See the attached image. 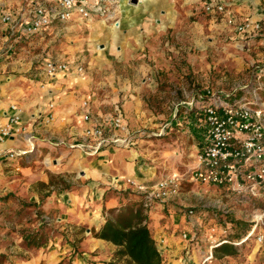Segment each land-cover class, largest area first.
<instances>
[{"label":"crops","instance_id":"1","mask_svg":"<svg viewBox=\"0 0 264 264\" xmlns=\"http://www.w3.org/2000/svg\"><path fill=\"white\" fill-rule=\"evenodd\" d=\"M122 1L124 5L121 14L116 15L120 18V25L115 24L113 27L107 23H99L96 20L98 16L85 21L76 16L69 26V30L73 32L72 37H66V34L62 35L60 31L55 33L56 38L62 37L67 43L62 41L61 45L64 47L62 54L51 55V52H47L44 64L48 59H53L66 61L71 66L68 71L58 74L55 78H49L45 73H28V68L18 69L11 59L17 47H20V50L26 48L28 36L23 34L21 26L14 29L9 25L0 24V128L8 124L9 117L13 114L11 110L13 104H17L22 118L21 133L10 139L4 147L11 150H27L34 144L37 147L26 157L15 160L0 158V190L8 187V191H11L7 185L17 180L21 182L22 177L16 178H19L18 175L21 173L27 175L34 160L35 163H45V168L49 167L47 161L53 160L54 167H58L55 168L57 172L85 175L84 178L75 175L69 190L53 192L42 207L48 213L55 212L62 223L54 241L45 243L47 248L52 247L50 255L47 256L50 264H63L66 261L70 264H107L113 258L117 247L95 238L94 232L101 230L110 210L120 208L122 205V197L119 193L115 194L112 189H117L121 193L127 191V186L120 184L117 186L115 181L117 178L119 180L132 178L140 183H156L152 177V168L146 162L150 157L147 142L138 150L112 147L96 157L88 156L79 146H70L76 141H82L85 129L82 103L87 101L93 117L106 122L112 119L115 112L113 115L103 113L101 111L104 108L103 104L107 102L110 93H113L112 98H115L123 92L125 98L123 113L138 143L146 135L145 132L133 128L138 126L139 122L142 123L145 115L146 104L142 91L145 88L146 77L148 82V77L156 76L158 71L156 66L162 62L167 63V59L156 50L158 41L170 30L177 32L181 25L189 21L194 11L203 9L204 6L203 0H137L136 3L135 0ZM223 2L227 15L240 22L246 20L261 22L263 24L261 35L264 34V0ZM30 5L29 0H0V17L5 13L31 7ZM208 17L213 26L219 23L226 33H233L230 35L242 39L234 28L227 26L226 22L219 18L221 16ZM52 42L50 40L49 44L44 45H50ZM21 44H24V47L21 48ZM29 45L30 48L33 46L31 43ZM87 55L91 62H99L98 68L85 67L84 72L79 73L76 66L80 61L86 62ZM103 59L124 62L128 70H123V73L128 77L141 76L143 87L135 90L128 81L124 88L112 92L111 87L114 85L112 78L118 72L114 69L113 74L104 76L105 66L103 64L101 66L100 62ZM136 60H140L141 64L132 67L130 62ZM88 63L90 64L89 60ZM27 64L24 63L26 67ZM91 69L100 77L99 86H95L93 82ZM198 98L199 96L193 97L190 103H197ZM113 100L110 97L108 103L113 105L115 103ZM51 104L53 108H50ZM49 113H52L53 120H49ZM194 121L202 126L201 122L196 119ZM59 140L66 142L58 144ZM40 157H43V160ZM7 165L12 168L6 170ZM35 179L36 182H49L46 174ZM127 202L126 200L125 203ZM10 203H12L10 200L3 198L2 205ZM149 210V228L164 258V264H201L208 253L206 242L200 241L190 259L185 257V243L181 239V234L185 231L192 232L185 210L176 206L170 207L169 202L155 203ZM201 239L205 241L202 236ZM81 249L97 256L86 254L83 256L87 259H83L78 253ZM225 258L231 257L225 256L222 259ZM206 264L217 263L212 260Z\"/></svg>","mask_w":264,"mask_h":264},{"label":"rangeland","instance_id":"2","mask_svg":"<svg viewBox=\"0 0 264 264\" xmlns=\"http://www.w3.org/2000/svg\"><path fill=\"white\" fill-rule=\"evenodd\" d=\"M123 5L124 2L121 1L118 15L121 14ZM96 20L113 27L116 20H119L120 25L118 16H115V19L96 17ZM72 22L56 21L45 34L28 36L26 48L20 50V47H17L11 61L18 69L28 68V73L44 74L46 53L62 54L64 47L61 44L62 41L66 42L60 36L61 39L56 38L55 33L60 31L62 35L72 37L73 32L69 30ZM0 24L6 26L1 21ZM222 28L223 26H219V23L213 26L207 13L200 8L190 15L189 21L181 25L177 32L170 30L159 39L156 50L167 59V63L162 62L156 66V71L158 70L159 73L156 72L154 77H148V82L146 77L145 88L142 91L146 104L145 115L142 123L139 122L136 127L132 126L134 130L139 129L146 135L139 140L134 149L138 150L147 142L150 157L146 162L152 168L151 173L155 182L163 177L175 175L183 179L181 192L169 202V206H176L178 209L185 210V213L190 207L196 210L191 226L192 232L198 234L201 243L206 242L208 248L211 241L216 240L221 243L227 241L225 243L237 248L236 255L225 259L217 258L216 261L213 259L214 263L264 264V242H258L263 234L264 223L259 225L254 236L244 242L256 225L257 217L264 213V188L255 197L192 181L206 136L204 124L202 123L203 127L196 124L192 115L195 110L188 105L192 98L200 96L202 91L205 94L206 88L217 95H241L236 99L249 96V91H256L264 103V77L260 84L256 82L258 67L264 65V34L253 39L245 37L241 39L230 35L233 33H226ZM50 40L53 41L50 45H44ZM30 43L33 44L31 48ZM23 45L21 44V48L24 47ZM85 57L87 63L80 61L76 66V69L83 68V71L79 73H83L85 67L98 68L99 62H91L88 55ZM100 62L101 66L102 64L105 66L104 76L113 74L114 69L118 72L112 78V81L114 79L112 92L124 88L128 81L135 90L143 87L141 76L128 77L126 73H123V70H128L124 62L111 59H103ZM24 63H28V66L26 67ZM139 64H141L140 60L130 62L132 67ZM161 67L163 69H160ZM91 71L95 86H99L98 73L93 69ZM258 85L263 86V89H260ZM122 93L115 98H112L114 94L110 93L101 111L113 115L117 106L123 111L125 98ZM110 97L115 101L113 105L108 103ZM51 114L49 113V118ZM36 149L37 147L34 151ZM42 158L40 157L41 160ZM35 161L32 162V169L27 175L23 173L18 175L19 178L16 179L22 177L21 182L17 180L7 185L12 189L11 191H8V187L1 188L3 198L12 203L3 204L0 207V264H50L47 256L50 255L52 247L47 248L45 243L54 241L62 223L55 212L48 213L42 207L53 192L69 190L75 175L85 177L80 173L57 172L55 168L58 167H54L53 160L47 161L48 168L44 167L45 163L39 164ZM6 167V170L12 168L10 165ZM45 174L49 179L48 183L35 181L37 176L41 177ZM112 190L114 193H120L117 189ZM121 193L132 199L139 196L130 190L121 191ZM240 221L249 224L250 229L237 239L234 238L238 232L236 223ZM213 228L216 229L215 232L212 231ZM201 236L205 241H202ZM117 250L107 264H124V260L116 258ZM104 252L107 253L106 250ZM78 253L83 259H87L83 256L86 254L97 256L83 249ZM63 264L70 263L66 261Z\"/></svg>","mask_w":264,"mask_h":264},{"label":"built area","instance_id":"3","mask_svg":"<svg viewBox=\"0 0 264 264\" xmlns=\"http://www.w3.org/2000/svg\"><path fill=\"white\" fill-rule=\"evenodd\" d=\"M122 0H29L31 7L18 12L2 14L0 21L15 29L21 26L25 36L45 34L54 22L67 23L79 17L81 20H91L94 16L115 19L121 8ZM49 2V3H48ZM203 9L208 15L221 16L229 27L243 38L253 39L263 32V24L253 21H238L227 15L223 0H203ZM119 25V20L116 23ZM70 64L62 60L48 59L44 64L45 75L55 78L58 74L70 69ZM256 82L264 77V65L258 67ZM78 72L83 68L79 67ZM260 89L263 86L258 85ZM264 90V89H263ZM233 94L217 95L209 90L201 94L198 102L189 103L194 108V118L203 123L206 128L205 143L202 147L198 166L193 173L192 181L207 186H216L228 192L258 196L264 188V103L256 91H249V96L232 100ZM251 98V99H250ZM232 100V102L230 101ZM53 104L50 108H53ZM89 103H82V120L85 124L82 141H76L71 147H81L90 157H96L109 148L131 150L138 145L136 135L126 122L120 107H116L112 119L106 122L93 117ZM13 114L6 126L0 128V158L15 160L26 157L34 152L36 145L27 150H11L4 146L8 141L21 133V114L17 105L11 106ZM53 115H50L51 119ZM59 140L58 144H64ZM117 186L126 185L127 190L143 197L145 208L150 209L155 203L165 204L174 200L181 192L183 179L179 176H167L156 183H140L132 178L115 181ZM3 194L0 190V207ZM189 223L194 222L196 210L188 208L185 213ZM256 225L246 239H250L260 224L264 223V213L255 220ZM264 225V224H263ZM216 231L215 228L212 229ZM185 243L184 253L190 259L200 240L197 233L185 231L181 234ZM245 239V240H246ZM211 241L208 253L202 263L206 264L214 259V250L225 243ZM264 242L263 234L258 239Z\"/></svg>","mask_w":264,"mask_h":264},{"label":"trees","instance_id":"4","mask_svg":"<svg viewBox=\"0 0 264 264\" xmlns=\"http://www.w3.org/2000/svg\"><path fill=\"white\" fill-rule=\"evenodd\" d=\"M240 96L236 94L232 98ZM119 196L122 197V205L108 212L105 224L99 232H94V237L116 246L118 249L116 258L124 260V264H164V258L149 228L150 210L145 208L143 197L137 196L132 199L123 193H119ZM236 224L238 232L234 238L239 239L242 234L249 231L250 225L242 221ZM236 254L237 248L227 243L219 245L214 250L216 259Z\"/></svg>","mask_w":264,"mask_h":264},{"label":"bare ground","instance_id":"5","mask_svg":"<svg viewBox=\"0 0 264 264\" xmlns=\"http://www.w3.org/2000/svg\"><path fill=\"white\" fill-rule=\"evenodd\" d=\"M116 25H118V24H116ZM116 27H117V26H116ZM247 240H248V239L244 240V242L247 241Z\"/></svg>","mask_w":264,"mask_h":264},{"label":"water","instance_id":"6","mask_svg":"<svg viewBox=\"0 0 264 264\" xmlns=\"http://www.w3.org/2000/svg\"><path fill=\"white\" fill-rule=\"evenodd\" d=\"M137 2V0H135V3Z\"/></svg>","mask_w":264,"mask_h":264}]
</instances>
